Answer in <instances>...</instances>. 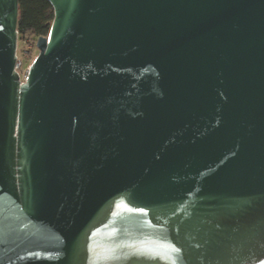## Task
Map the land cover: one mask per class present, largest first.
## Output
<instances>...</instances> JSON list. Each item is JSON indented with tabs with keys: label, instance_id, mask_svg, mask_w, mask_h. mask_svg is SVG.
I'll return each instance as SVG.
<instances>
[{
	"label": "water",
	"instance_id": "1",
	"mask_svg": "<svg viewBox=\"0 0 264 264\" xmlns=\"http://www.w3.org/2000/svg\"><path fill=\"white\" fill-rule=\"evenodd\" d=\"M22 80L0 0V264H264V0H46Z\"/></svg>",
	"mask_w": 264,
	"mask_h": 264
},
{
	"label": "trees",
	"instance_id": "2",
	"mask_svg": "<svg viewBox=\"0 0 264 264\" xmlns=\"http://www.w3.org/2000/svg\"><path fill=\"white\" fill-rule=\"evenodd\" d=\"M54 20V9L46 0H19V34L48 36Z\"/></svg>",
	"mask_w": 264,
	"mask_h": 264
},
{
	"label": "rangeland",
	"instance_id": "3",
	"mask_svg": "<svg viewBox=\"0 0 264 264\" xmlns=\"http://www.w3.org/2000/svg\"><path fill=\"white\" fill-rule=\"evenodd\" d=\"M39 38L40 37L18 35L17 57L18 63L20 64L19 73L23 81L25 80L29 68L38 57L39 50L37 49V42Z\"/></svg>",
	"mask_w": 264,
	"mask_h": 264
}]
</instances>
